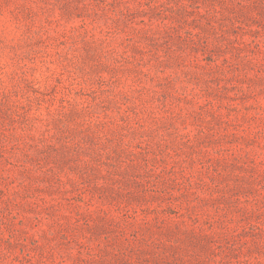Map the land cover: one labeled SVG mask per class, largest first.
Segmentation results:
<instances>
[{"label": "rangeland", "instance_id": "374dc122", "mask_svg": "<svg viewBox=\"0 0 264 264\" xmlns=\"http://www.w3.org/2000/svg\"><path fill=\"white\" fill-rule=\"evenodd\" d=\"M0 264H264V0H0Z\"/></svg>", "mask_w": 264, "mask_h": 264}]
</instances>
